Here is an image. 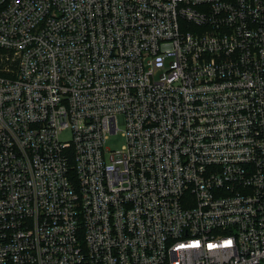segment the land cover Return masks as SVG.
<instances>
[{"label": "built area", "instance_id": "1", "mask_svg": "<svg viewBox=\"0 0 264 264\" xmlns=\"http://www.w3.org/2000/svg\"><path fill=\"white\" fill-rule=\"evenodd\" d=\"M0 264H264V0H0Z\"/></svg>", "mask_w": 264, "mask_h": 264}, {"label": "rangeland", "instance_id": "2", "mask_svg": "<svg viewBox=\"0 0 264 264\" xmlns=\"http://www.w3.org/2000/svg\"><path fill=\"white\" fill-rule=\"evenodd\" d=\"M68 133L64 132L61 137L67 138ZM123 144V138L119 132L110 133L106 136L103 141L102 147L107 148L108 150H117L120 149ZM105 153V152H104ZM107 153V152H106Z\"/></svg>", "mask_w": 264, "mask_h": 264}]
</instances>
